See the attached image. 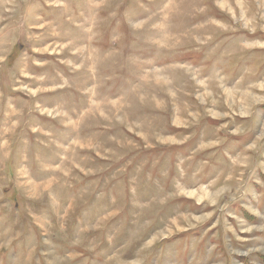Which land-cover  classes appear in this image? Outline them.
I'll use <instances>...</instances> for the list:
<instances>
[{
  "label": "rangeland",
  "instance_id": "374dc122",
  "mask_svg": "<svg viewBox=\"0 0 264 264\" xmlns=\"http://www.w3.org/2000/svg\"><path fill=\"white\" fill-rule=\"evenodd\" d=\"M0 264H264V0H0Z\"/></svg>",
  "mask_w": 264,
  "mask_h": 264
}]
</instances>
